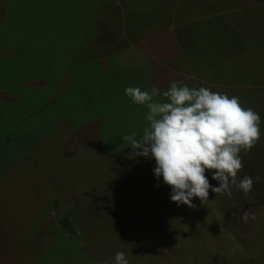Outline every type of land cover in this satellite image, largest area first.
Returning <instances> with one entry per match:
<instances>
[{"label": "rangeland", "instance_id": "374dc122", "mask_svg": "<svg viewBox=\"0 0 264 264\" xmlns=\"http://www.w3.org/2000/svg\"><path fill=\"white\" fill-rule=\"evenodd\" d=\"M182 26L202 33L211 27L217 31L210 41L212 53L207 50L191 63L166 65L181 79L176 83L233 95L243 92L250 100L239 98L243 107L264 111V0H0V114L7 111L5 120H0V179L3 183L10 179L7 160L34 153L31 147L45 140L48 143L43 141L23 174L15 170L12 180L20 181L27 193L51 188L34 196L35 214L28 209L14 213L0 204V223L8 217L13 226L10 236L0 235L3 264H113L117 251L126 253L129 264H163L182 244V264H264L261 185H253L251 194L239 196L227 208L229 223L224 227L225 210L214 212L192 201L194 208L178 206L169 217L153 222L147 233L135 227L137 219L131 213L124 212L118 214V231L111 232L113 223H107L106 213L97 219L95 231L87 230V218L104 207L67 188L70 174L94 163L81 153V145L93 142L106 148L110 142L116 154L129 156L132 150L125 151L129 145L122 137L135 132L139 138L148 124L147 109L126 94L111 93L106 103L104 95L85 98L87 88L98 91L97 74H112L110 62L118 60L113 56L119 53L144 48L149 56L166 55V50L145 47L152 39L171 42L174 34L173 41L183 44L187 55L190 40L187 35L182 38L183 33L180 40ZM150 80H142V90L152 88L146 85ZM253 94H260L259 100H252ZM39 108L45 116L39 113L23 123L15 121L16 115L25 118ZM55 123L67 124V130L52 133ZM66 141L74 143L73 149L70 142L59 146ZM3 183L1 199L8 202L10 191Z\"/></svg>", "mask_w": 264, "mask_h": 264}, {"label": "trees", "instance_id": "16d2710c", "mask_svg": "<svg viewBox=\"0 0 264 264\" xmlns=\"http://www.w3.org/2000/svg\"><path fill=\"white\" fill-rule=\"evenodd\" d=\"M257 4V3H256ZM5 18L8 20L11 17L9 15H5ZM201 26V25H200ZM7 30V26H5ZM217 31L214 27H211L208 29L206 33H202L198 29H188L186 26H182L180 29V40L181 35L183 33V36H189L190 43L185 47L187 55L190 56V54L194 53H201L200 55L204 56V52L208 50V52L212 53L209 49L212 50L210 41L215 40L214 32ZM7 32V31H6ZM1 33V31H0ZM1 40V39H0ZM183 42V40H182ZM222 43V41H221ZM148 45L152 48L158 49V50H166V55L169 54V51L171 49L173 52L179 57L183 58L184 56V47L183 44L172 41L168 42L165 39L161 40H152L148 43ZM169 50V51H168ZM238 51V49H235ZM139 51V52H137ZM144 48L140 50H129L126 51L128 55L125 53H121L118 61H123L127 66L130 67H140L142 69L145 77H149L151 80L147 82L146 85L152 88H156L159 91L163 90L165 91L166 88L169 87L170 83L177 82L174 78V75H171L170 72H168L165 67L158 63H145L142 59H138L137 56L139 53V56L143 53ZM237 54V53H236ZM213 54H211V57L209 58L211 61H214ZM138 59V60H137ZM234 59V58H233ZM233 59H231V62L229 66L232 68ZM255 62V61H254ZM98 69L100 70L99 64ZM111 64V65H110ZM111 73L115 70V66L120 63H111ZM107 65V64H106ZM253 65V64H252ZM123 67V66H122ZM115 74H106V71L100 72V74H97L96 83L98 84V91H95V88L92 87L87 88L86 92L84 93L85 98L90 97L92 94L98 95V98H101L106 96V103L109 99L112 98V95H109L111 93H117L118 95H124L125 89L130 86L131 83L134 84V77L130 76H124L121 74V79L123 82L121 84L117 85V80L119 79L118 76L116 78ZM73 79V78H72ZM153 82H156L154 85ZM45 85V83H43ZM144 85H142L141 82H137L133 87H139L141 90ZM5 88V87H4ZM70 90V88H69ZM219 92V90H216ZM222 93V92H221ZM224 94L231 96H237L242 101L249 102V97L243 96V92L235 93L234 91L230 93ZM66 94H64V99L66 97ZM260 94H253V97L251 98L254 100L256 97L259 100ZM8 96V95H7ZM107 96H109L107 98ZM9 97V96H8ZM10 99V98H9ZM262 98L260 97V100ZM49 110L53 111V103L48 105ZM88 107V106H87ZM250 107V106H248ZM66 110L73 113V107L71 106H65ZM252 108V107H251ZM258 108V107H257ZM262 111V112H261ZM108 112V111H106ZM39 113H42L44 116V112L42 108H39L37 110L30 111V114L27 115L25 118H21L20 115H16L15 121L17 123H23L28 118H31L38 115ZM257 113H259L261 118V139L260 141L255 145L252 150L247 153H241L243 157V170L238 174L239 177L242 179L245 174L250 175L253 180V185H261V192L263 193L264 190V111L260 108ZM37 115L35 117H37ZM56 115H59L56 114ZM1 118L0 120H5L7 116V111H4L0 114ZM18 117H20L18 121ZM69 120L68 116H66ZM52 118V117H50ZM5 123V122H4ZM55 123V127L53 129V132H64L67 130V124L64 125L63 123ZM79 132H81L80 129H77ZM90 136V133H88ZM116 140V139H115ZM114 140V141H115ZM45 140H41L40 142L34 144L31 148L33 149L32 154H25L26 157L18 158V156H14L10 159V161H6L7 169H11L12 173L9 174L10 181H5L3 183L2 179H0V185L3 183V187L7 190H9V201L4 202L1 199L0 195V204H6V207H8L10 210H13L14 213L20 211V209H28L32 211L35 214V205L33 204L34 196H38L39 194H43L44 192H49L51 188H47L44 191H38L33 192L30 191L29 193L25 192L24 189H22L21 182L18 181V183L15 182V180H12V175L15 170H17L20 174H23V170L25 169L26 165L30 162H32L33 158H36V150L41 147L42 144L48 143ZM67 142L59 143V146L62 147ZM54 143V141H53ZM119 143V142H118ZM73 142H70V148L73 149ZM102 144H97L93 142H86L79 148L81 153L88 154L89 158H93L94 163H86L88 164L87 168H81L80 165L74 164V166L78 169H80V172L78 171L70 174V179L72 181L71 185L67 187L71 190V192L79 194L81 196H85L88 200H92L95 203L102 205L104 207L103 210H96V214H93L89 216L86 220L85 226L87 230L94 231L97 228V219L101 214L106 213L107 217V223H113L111 227V232L120 230V220L118 214L124 213H131L130 216L133 218H136L137 221L135 223V227L140 229L142 233H147L149 230H151V227L153 225V222H158L161 218H167L171 214H173L174 211L177 210L178 206L175 203H172L169 197V194H171V189L164 185L163 178L161 177L159 180L154 176L153 169L155 168V161L154 160H143V159H137L135 158H128V155L123 154H116L115 149L113 146H110V142L106 143L104 147H101ZM1 147L3 145L1 144ZM113 148V149H112ZM129 148L125 149L127 151ZM71 151L67 152L68 155H70ZM80 154V153H79ZM78 154V156H79ZM18 155V154H17ZM20 155V154H19ZM71 160V158H68ZM41 166V164H40ZM53 175V174H52ZM106 175V178H105ZM259 175L261 177L259 182H255L256 176ZM206 176L210 182V184L215 187L218 185V182L215 180H212V172L207 171ZM49 178V177H48ZM60 181V176L58 175L57 182ZM105 186L107 187L106 190H104ZM148 186H152L151 189H147ZM52 187V185H51ZM4 189V190H5ZM18 192L20 196H18ZM253 192V188L251 190ZM251 192L249 194H251ZM244 195L242 191L236 189L235 187L232 188V195L226 196V195H219L211 192V189L209 190V201L203 205L201 204L200 200L198 198H194L193 201L198 202L199 206H203V208H212L215 212L216 210H220V212H224L225 210V216L224 220L221 221V226L224 227L226 224L228 225L229 221V215L226 214L227 208H231V204L237 202L239 200V196ZM29 199V200H28ZM232 202V203H230ZM243 203V202H241ZM229 204V205H228ZM182 207V206H181ZM240 207V206H239ZM249 205L244 206V209H247ZM204 211V210H203ZM228 212V211H227ZM59 218H62L60 221L64 220L63 215L58 216ZM227 220V221H226ZM226 222V224H225ZM62 225H64L62 223ZM119 225L118 229L117 226ZM12 221L8 220V217H5V220L0 223V235H6L10 236V234L13 232L11 229ZM104 230V229H102ZM108 232V229H107ZM138 232V231H137ZM207 236V233L205 234ZM146 238H151L145 236ZM150 244V243H149ZM184 247L183 244L178 248V250L174 251V254H172V257L170 258H164L163 264H182L184 260V253H183ZM165 256L167 254L163 252ZM162 254V255H163ZM0 264H3L0 261Z\"/></svg>", "mask_w": 264, "mask_h": 264}, {"label": "clouds", "instance_id": "9594fccd", "mask_svg": "<svg viewBox=\"0 0 264 264\" xmlns=\"http://www.w3.org/2000/svg\"><path fill=\"white\" fill-rule=\"evenodd\" d=\"M125 94L147 109L148 122L139 138L135 132L122 137L132 150L128 158L155 161L154 176L171 189L172 203L194 208L192 201L198 198L205 205L210 189L229 197L233 187L245 196L251 192L253 178L238 174L244 167L241 153H249L261 139V118L243 107L239 97L176 82L162 93L127 87ZM207 171L217 186L210 184ZM260 179L257 175L255 182ZM113 264H129L126 253L117 251Z\"/></svg>", "mask_w": 264, "mask_h": 264}, {"label": "crops", "instance_id": "0c3cea01", "mask_svg": "<svg viewBox=\"0 0 264 264\" xmlns=\"http://www.w3.org/2000/svg\"><path fill=\"white\" fill-rule=\"evenodd\" d=\"M189 26V25H188ZM170 35V34H169ZM171 39L172 41L175 39V35L174 34H171ZM182 38H184V36H182ZM152 40H155V39H152ZM150 40V41H152ZM149 41V42H150ZM167 41L169 42V40L167 39ZM148 42V43H149ZM148 43L145 44V47L146 46H149ZM113 46V45H112ZM150 49H152V51L154 52L155 48H152V47H148ZM157 51H162V50H158ZM169 51V50H168ZM139 52V51H137ZM171 52L173 54H171ZM123 53V52H122ZM148 52H146L147 54ZM121 53L117 54V55H120ZM140 54V53H139ZM139 54L137 56H134V57H139L138 59H142L143 62L145 63H158V64H161L165 67V69L170 72L166 67L170 66L171 67V64H180V63H186V62H193L194 60L196 59H199L200 57H203L202 55H200L201 53L197 54V53H194V54H190V56H183V58H179L174 52L173 50L171 49V51H169V54L167 55H146L143 51V53L139 56ZM113 57H120V56H113ZM137 59V60H138ZM118 60H121V59H118ZM118 60H114L112 59L111 63H120L123 67H120L118 68L116 71H113L112 74H115L116 76L119 77V79L117 80V85L121 84V82H123V80L121 79V74H123L124 76H130V77H134L133 79L135 80L134 81V84L131 83L129 87H133L137 82H141L142 80L145 79V76L144 74H148V73H143L142 69H140V67H130V66H127L123 61H118ZM167 65V66H166ZM117 73V74H116ZM171 75H173V73L170 72ZM116 76H114L116 78ZM175 80L176 81H180L181 79L178 77V75H175ZM152 88H150L149 91H151ZM164 89V88H163ZM161 90V91H164V90Z\"/></svg>", "mask_w": 264, "mask_h": 264}]
</instances>
